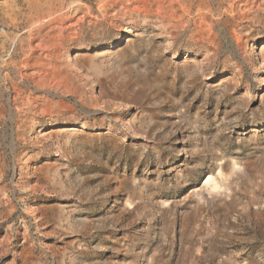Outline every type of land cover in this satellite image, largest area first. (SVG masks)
<instances>
[{"label": "rangeland", "instance_id": "374dc122", "mask_svg": "<svg viewBox=\"0 0 264 264\" xmlns=\"http://www.w3.org/2000/svg\"><path fill=\"white\" fill-rule=\"evenodd\" d=\"M0 264H264V0H0Z\"/></svg>", "mask_w": 264, "mask_h": 264}, {"label": "bare ground", "instance_id": "6f19581e", "mask_svg": "<svg viewBox=\"0 0 264 264\" xmlns=\"http://www.w3.org/2000/svg\"><path fill=\"white\" fill-rule=\"evenodd\" d=\"M244 7V6H243ZM247 7V6H246ZM242 7H237V6H228L225 8V12L223 14L224 18L228 21L237 19V17L244 19L247 15L250 14L254 10L255 7L249 8L246 12H244ZM257 10V9H256ZM260 10V9H259ZM258 10V11H259ZM45 43V42H44Z\"/></svg>", "mask_w": 264, "mask_h": 264}]
</instances>
